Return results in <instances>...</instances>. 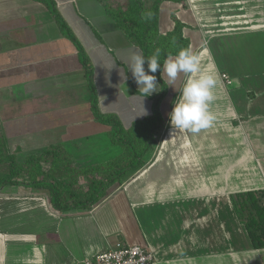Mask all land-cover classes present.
Instances as JSON below:
<instances>
[{
  "label": "crops",
  "instance_id": "obj_1",
  "mask_svg": "<svg viewBox=\"0 0 264 264\" xmlns=\"http://www.w3.org/2000/svg\"><path fill=\"white\" fill-rule=\"evenodd\" d=\"M48 1L92 65L100 112L126 129L151 115L158 91L142 97L127 69L141 51L106 12L113 0ZM173 15L202 69L218 77L213 125L173 132L168 114L187 77L178 75L175 90L162 67L156 150L97 205L56 212L47 190L0 184V264H86L117 241L142 245L154 264H264V248L252 246L230 200L264 190V0H163L159 34L172 30ZM90 100L81 55L48 5L0 0V132L17 160L53 145L75 167L116 157L111 126L94 118Z\"/></svg>",
  "mask_w": 264,
  "mask_h": 264
},
{
  "label": "trees",
  "instance_id": "obj_2",
  "mask_svg": "<svg viewBox=\"0 0 264 264\" xmlns=\"http://www.w3.org/2000/svg\"><path fill=\"white\" fill-rule=\"evenodd\" d=\"M38 1L48 5L61 32L78 49L91 94L90 103L94 118L111 126L109 137L113 144L121 148V152L115 158L102 163L75 167L71 154L63 146L53 145L18 161L0 132V184L45 189L49 195V206L56 212L76 208L91 209L105 197L109 188L122 184L129 173L144 166L146 157L154 152L164 129L159 106L166 94L167 85L159 70L151 73L156 76L160 85L158 93L151 96L152 113L132 122L129 128H124L116 115L100 112L92 65L78 39L56 10L54 3L48 0ZM162 1L153 0L150 4H146L143 0L123 2L113 0L103 4L106 12L146 59L156 48L161 49V71L167 57L176 56L182 48H189V40L182 32L184 23L174 15L172 30L165 35L159 34L158 16ZM176 1L186 5V0ZM145 66L147 67V62ZM230 200L239 222L244 225L248 233L252 246L255 249L264 248V190L237 192L230 195Z\"/></svg>",
  "mask_w": 264,
  "mask_h": 264
},
{
  "label": "clouds",
  "instance_id": "obj_3",
  "mask_svg": "<svg viewBox=\"0 0 264 264\" xmlns=\"http://www.w3.org/2000/svg\"><path fill=\"white\" fill-rule=\"evenodd\" d=\"M160 58L159 48H156L147 59L138 51H132L129 57L127 69L131 71L142 97L160 90L156 76L146 73L144 68L147 62L148 72L156 73L158 70L161 72ZM163 72L167 76L168 86L173 88L179 74L183 73L187 77L179 89V96L173 102L172 111L168 114L173 132L183 130L186 133H198L211 127L216 120L210 105L215 99L217 75L202 69L199 55L191 48H182L175 57H167L163 64ZM121 76L124 80L127 79L122 72ZM142 114L147 113L143 110Z\"/></svg>",
  "mask_w": 264,
  "mask_h": 264
},
{
  "label": "built area",
  "instance_id": "obj_4",
  "mask_svg": "<svg viewBox=\"0 0 264 264\" xmlns=\"http://www.w3.org/2000/svg\"><path fill=\"white\" fill-rule=\"evenodd\" d=\"M227 79L226 74H222ZM86 264H154L151 251L138 244L117 241L107 249L96 253Z\"/></svg>",
  "mask_w": 264,
  "mask_h": 264
},
{
  "label": "rangeland",
  "instance_id": "obj_5",
  "mask_svg": "<svg viewBox=\"0 0 264 264\" xmlns=\"http://www.w3.org/2000/svg\"><path fill=\"white\" fill-rule=\"evenodd\" d=\"M144 2H145V1H144ZM263 22H264V21H262V22H258V23H261V25H262V24H264ZM257 69H259V66L253 68V70H257ZM156 145H157V144H156ZM155 150H156V146H155V148H154V151H155ZM119 154H120V153H119ZM119 154H118V155H119ZM118 155H117V156H118ZM114 158H115V157H114ZM110 160H111V159H110ZM101 163H102V162H101ZM97 164H98V163H97Z\"/></svg>",
  "mask_w": 264,
  "mask_h": 264
}]
</instances>
